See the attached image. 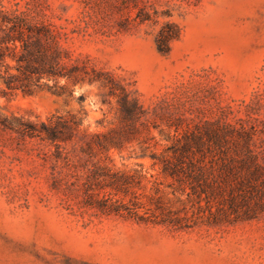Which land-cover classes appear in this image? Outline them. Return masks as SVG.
I'll list each match as a JSON object with an SVG mask.
<instances>
[{"label": "rangeland", "instance_id": "1", "mask_svg": "<svg viewBox=\"0 0 264 264\" xmlns=\"http://www.w3.org/2000/svg\"><path fill=\"white\" fill-rule=\"evenodd\" d=\"M0 8L40 12L62 36L70 74L33 94L8 93L0 80L1 114L81 121L60 142L61 159L47 142L0 130V264H264V176L235 212L159 161L186 132L213 138L228 127L225 147L205 137L212 148L196 160L221 166L214 156L227 151L238 154L233 166L264 173V0H0ZM168 24L178 36L162 53ZM5 65L17 72L15 60ZM124 93L145 116L123 146L104 151L100 140L125 128ZM251 170L241 171L246 181ZM116 173L134 176L128 192L102 187ZM87 189L127 210L87 207Z\"/></svg>", "mask_w": 264, "mask_h": 264}, {"label": "trees", "instance_id": "2", "mask_svg": "<svg viewBox=\"0 0 264 264\" xmlns=\"http://www.w3.org/2000/svg\"><path fill=\"white\" fill-rule=\"evenodd\" d=\"M43 18L40 12L33 9L10 12L0 8V80L8 93L20 90L27 94H33L43 87L52 90L54 86L49 87L43 83L46 78L70 77V74L65 72L66 67L62 62V36ZM144 20H147V16H144L142 21ZM170 26L171 24H168L162 29L157 40L158 49L162 53L168 51L169 42L178 36V32L174 30L167 33ZM18 44L20 45L19 50H17ZM8 58L16 61V73H12L8 67L5 68ZM2 68L4 69L2 70ZM120 111L121 121L126 124L125 128L116 137L105 136V140H100L99 137L98 145L104 151L123 146L131 139L135 126L145 116L143 107L137 100L130 98L127 93L121 97ZM143 124L145 123L143 122ZM80 125L81 121L74 117L71 120L58 117L56 120L51 119L49 123L42 122L38 125L18 117H5L0 112V130L17 134L22 142H26L28 139L47 142L49 146L56 147V153L53 156L57 159L62 158L60 142L70 139ZM212 132L215 134L213 138L209 135L205 136L209 143L213 142L214 147H225L226 134L230 132V129L216 127ZM205 137L186 132L184 136L176 139V143L167 149L170 154L162 160L159 159L163 164V172L180 183H189L194 193L204 194L207 197L215 196V198L228 201L232 205L230 208L236 212L238 209L237 200L240 198L239 200L246 202L248 194L246 191L249 189L254 191L258 188L257 182L261 176H264L263 168L261 166H233L238 154L234 158L227 151H222L220 155L214 156V158L219 156L218 161H222L221 166L218 165V161L216 162L218 166H214V164L202 166L203 162L196 160L197 156L205 147L208 150L212 148V145L205 143ZM46 156L50 155L46 153ZM154 159L157 158L154 156ZM243 168L248 170L253 168L247 176L248 181L242 177ZM105 176L107 175L102 174L101 177ZM109 177L111 181L102 187L115 188L125 193L129 191L130 180L134 178L133 175L117 173ZM96 179L98 178L96 177ZM90 189H87L88 193L85 199L87 207L98 209L99 212L106 215L119 214L122 210H127L124 205L117 202L112 203L106 196L102 199L95 197L93 193H89ZM249 215V210L246 209L242 216L250 219Z\"/></svg>", "mask_w": 264, "mask_h": 264}]
</instances>
